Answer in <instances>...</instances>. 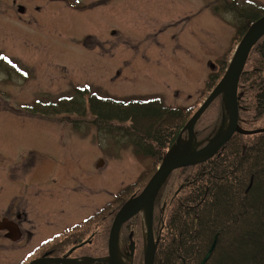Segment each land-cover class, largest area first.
Returning a JSON list of instances; mask_svg holds the SVG:
<instances>
[{"label":"rangeland","instance_id":"obj_1","mask_svg":"<svg viewBox=\"0 0 264 264\" xmlns=\"http://www.w3.org/2000/svg\"><path fill=\"white\" fill-rule=\"evenodd\" d=\"M232 1L248 14L264 5V0H0V155L13 159L15 176L27 172L25 162L48 158L64 160L69 176L73 169L77 177L67 181L68 211L55 218L51 235L112 201L150 164L134 155L127 126L93 125L85 100L83 117L58 104L68 107L72 90L87 86L116 99L197 105L216 61L235 50L231 42L244 20L228 10ZM20 4L24 16L17 14ZM22 254L17 246H0V264H20Z\"/></svg>","mask_w":264,"mask_h":264},{"label":"trees","instance_id":"obj_2","mask_svg":"<svg viewBox=\"0 0 264 264\" xmlns=\"http://www.w3.org/2000/svg\"><path fill=\"white\" fill-rule=\"evenodd\" d=\"M227 8L244 20L232 39L235 47L247 28L264 16V5L256 7L253 14L237 8L234 1ZM229 55L228 52L216 61L217 71L208 76L193 107L165 106L158 98L100 96L87 86L73 89L75 98L64 104L68 107L58 104L61 109L67 108V114L83 117L85 100L93 125L127 126L134 136V155L150 161L148 170L134 183L119 190L112 201L70 231L86 230L98 224L99 250L105 253L114 215L152 177L166 151L222 78ZM237 98L238 127L244 131L264 129V36L249 53L239 79ZM222 112L221 98H217L194 127L197 142H205L216 133ZM122 228L126 229L124 239L131 233L138 248L136 259L142 264L140 215ZM152 228L157 241L153 264H201L214 240V250L204 264H264V133L234 134L212 158L174 171L155 200ZM78 237L75 234L57 247L70 245Z\"/></svg>","mask_w":264,"mask_h":264},{"label":"flooded vegetation","instance_id":"obj_3","mask_svg":"<svg viewBox=\"0 0 264 264\" xmlns=\"http://www.w3.org/2000/svg\"><path fill=\"white\" fill-rule=\"evenodd\" d=\"M81 8H85V5ZM26 12L27 10L23 4L17 7L18 15L24 16ZM0 156L1 247L17 246L18 250L23 252L21 258L26 259L27 263L45 261V264H53V260L56 259L78 263V261L85 258L96 260L107 257L108 240L105 253L103 254L99 250L98 224H93L86 230L84 228L70 231L98 210H95L80 222L51 235V232L54 231L55 218L65 216L66 211H68L67 181L75 182L77 178L73 169L69 176L68 166L64 160L60 161L59 164L48 158H38L29 162V164L25 162L24 165L28 167L27 172L21 176H15L14 167L11 164L9 165V162L12 163L13 159L8 156ZM70 166L73 167V165ZM4 168L9 175L4 173ZM73 168L77 170L80 166L75 164ZM127 229L129 228L127 227ZM124 233H126V229L122 228L117 256L121 264H134V261L137 260L138 248L136 243L132 241L130 230H128L130 234L127 240L123 237ZM75 234L79 235L78 240L76 238L70 245L57 247ZM132 247L133 252L131 251ZM135 264H138V260Z\"/></svg>","mask_w":264,"mask_h":264},{"label":"water","instance_id":"obj_4","mask_svg":"<svg viewBox=\"0 0 264 264\" xmlns=\"http://www.w3.org/2000/svg\"><path fill=\"white\" fill-rule=\"evenodd\" d=\"M264 36V16L252 23L238 43L228 67L218 84L210 92L198 110L188 120L179 133L175 143L162 157L160 165L142 191L128 199L119 209L112 221L108 237V257L106 259H85L83 261L53 260V264H121L117 256L118 239L121 227L135 216L140 215L144 228L143 264H153L157 241L153 235V211L156 197L169 176L176 170L192 167L212 158L234 134L254 135L264 133V129L244 131L238 127L237 89L240 76L248 55L256 43ZM221 97L223 112L216 133L205 142H197L194 127L203 113ZM186 134V139H183ZM216 240L207 251L201 264H204L214 250ZM133 252V248H131ZM30 264H45L34 261Z\"/></svg>","mask_w":264,"mask_h":264},{"label":"bare ground","instance_id":"obj_5","mask_svg":"<svg viewBox=\"0 0 264 264\" xmlns=\"http://www.w3.org/2000/svg\"><path fill=\"white\" fill-rule=\"evenodd\" d=\"M108 237H109V233H108ZM107 240H108V238H107ZM107 249H108V242H107ZM85 259H87V258H85ZM85 259H83V260H85ZM88 259H91V258H88ZM82 260V261H83ZM94 260V259H93ZM27 264H29V263H27Z\"/></svg>","mask_w":264,"mask_h":264}]
</instances>
